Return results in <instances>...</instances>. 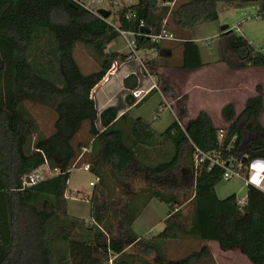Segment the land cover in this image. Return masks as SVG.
<instances>
[{"label": "trees", "instance_id": "trees-1", "mask_svg": "<svg viewBox=\"0 0 264 264\" xmlns=\"http://www.w3.org/2000/svg\"><path fill=\"white\" fill-rule=\"evenodd\" d=\"M87 1L0 0V264H216L211 241L264 264V191L248 184L243 203L236 194L220 199L216 192L227 167L246 176L252 161L264 159L260 87L238 117L233 104L222 109L230 123L222 141L205 111L183 125L187 110L180 104L176 120L160 134L116 107L99 112L93 95L113 65L127 59L107 50L119 30L154 35L164 27L180 40L181 67L199 69L200 50L188 34L218 21L220 3L256 6L264 18V0H177L172 8L137 0L106 8L107 19L95 13L103 8L82 6ZM136 40L138 50L161 44L146 36ZM79 46L97 71L82 73L75 58ZM218 48L219 61L232 69L264 67V51L235 29L220 35ZM146 64L158 65L157 57ZM124 85L136 89L137 76ZM172 91L164 81L163 96ZM154 93L138 101L128 94L126 105L139 108ZM27 103L50 109L49 132ZM85 163L99 179L82 196L91 205L88 221L68 213L66 197L71 170ZM45 165L63 173L24 185ZM153 199L167 205L169 214L162 230L141 237L133 225ZM178 247L183 254L171 257Z\"/></svg>", "mask_w": 264, "mask_h": 264}, {"label": "crops", "instance_id": "crops-1", "mask_svg": "<svg viewBox=\"0 0 264 264\" xmlns=\"http://www.w3.org/2000/svg\"><path fill=\"white\" fill-rule=\"evenodd\" d=\"M136 2L119 4L128 6ZM157 4L160 5L161 3L158 1ZM221 28L219 22L215 21L203 24L193 31L191 40L198 45L203 62V66L199 69L191 70L181 67L183 48L178 43L180 41L161 42L160 47L151 56L153 59L157 57L158 65L151 68L158 88H152L153 81L140 72L139 64L136 61L120 60L116 72L107 81L101 82L93 92L98 111L101 112L108 107H116L121 111L120 114L128 112L133 118L145 119L152 124L153 129L157 133L161 134L176 120V110L180 104H183L187 110V116L182 121L185 125L190 120L195 119L201 111H205L209 114L217 129L220 131L228 129L230 123L223 118L222 109L227 104H233L235 106V116L238 117L245 110L248 99L259 95L258 87L261 88L260 94L264 97V67H249L235 70L227 63L220 62L218 43L219 37L223 33ZM209 39L215 40L216 43V52L212 56L207 54V50L199 43L200 40L207 41ZM117 47L118 49L108 52L119 53L122 57L127 56L128 50L124 42L118 43ZM211 50L213 49L211 48ZM130 75L137 76V87L134 90L143 92L142 96L147 95L153 89L156 90V93L140 108H137L135 105H126V96L130 95L131 91H134L128 90L124 85V81ZM157 76L160 77L162 85L165 81L173 89L167 97H164L161 92L162 85L160 82L157 83ZM162 103H164L165 108L162 109L160 119L157 121L155 119V112ZM259 120L264 126V101L263 111ZM44 132L43 130L42 133L44 134ZM263 169V163L255 167V171L259 174L263 172ZM43 170L48 171V168L43 166L37 172L39 173ZM247 178L248 175L245 179L240 178L244 184H242L238 193L244 190V195L239 196L237 195L238 193H232L236 194L240 200H245L247 196V185L249 183ZM224 182L216 186V192L220 199H225L233 192L228 191L224 187L219 188ZM260 189L264 191V180ZM83 192V195H88L91 193V190L84 189ZM83 195H76L71 193V191L67 193L68 213L73 217L88 221L91 217V205L88 199L82 198ZM71 202L75 203L77 207L74 204L71 205ZM84 202L90 206L89 215L82 213L83 210H80L79 204ZM168 214L169 207L153 199L136 220L133 228L141 237L151 232L157 233L158 230H162L163 222L168 217ZM208 245L209 247H214L212 254L216 264H249L247 257L238 248L223 251L216 242H208ZM234 255H236L238 260H233ZM220 258L222 261H220Z\"/></svg>", "mask_w": 264, "mask_h": 264}, {"label": "rangeland", "instance_id": "rangeland-1", "mask_svg": "<svg viewBox=\"0 0 264 264\" xmlns=\"http://www.w3.org/2000/svg\"><path fill=\"white\" fill-rule=\"evenodd\" d=\"M136 1L137 0H101L99 2L92 4L90 2V0H88L86 2V4L92 8H95V9H97V8L98 9H100V8H103V9L107 8L108 9V8L114 7L113 4H116V3L129 4V3H134ZM218 12H219L218 22L220 24V27L228 26L232 29H235L237 34L246 38L256 50H260V51L263 50L264 51V18L263 17H253L251 19L245 20L246 13H250L252 16H256L258 14V9L256 6H247V7H244L241 9L240 7H234V6H229L225 3H220L218 5ZM239 24H241V26H239L237 28V26ZM192 34H193V32L191 34H188V36L193 37ZM120 42H124V41L122 40V38L119 37L116 40H114L107 47V50L111 52V51L118 49L117 44ZM199 43L205 50H207V54H209L211 56L213 54H215L214 53V52H216L215 40H211V39H209L207 41H201L200 40ZM211 48L213 50H211ZM151 56H152V54L150 55L149 59H147V58H145V59H147V61H149L151 59ZM75 58H76L77 62L79 63V65L81 67V71L83 74H90V73L98 70V65L94 61L93 57L85 50L84 47L79 46L77 48L76 53H75ZM150 71L152 72V69H150ZM26 108L30 111L31 115L36 119L38 124L39 125L41 124L40 126L46 132H49L50 128H51L50 121H52L51 120L52 118H49L52 115V112L50 111V109L43 107V106L41 107L39 105H32V104H28V103L26 104ZM183 125H185L184 122H183ZM88 129H89V127L87 125L84 126V128L82 129V133H80V134H83ZM244 136H245L246 140L251 138L250 134L247 131L244 132ZM81 138H83V137H81ZM33 144L34 143L32 141L31 146H33ZM37 174L42 175V177L45 178L49 173L47 170H43V171H40L39 173L37 172ZM91 182H97L96 177L93 174H91L90 172H85L82 169H74L71 172L70 180L68 182V190L71 191V193H73V194L83 195V193L85 192V191L83 192L84 189L92 191V187L90 186ZM242 184H244V183L240 178H233L231 180H228V181H225L224 183H222L219 186V188L224 187L228 191H233L229 194V195H231L232 193H238ZM0 189H1V187H0ZM244 192L245 191L243 190V192L238 193L237 195L243 196ZM73 204L75 207H77L75 205V203L71 202V205H73ZM76 204H78V203H76ZM79 205H80V210H83L82 213L87 214V215L90 214V206L88 204H86L84 202V203L79 204ZM179 247L175 248L173 251H171V253H170L171 257H177V256H181L183 254V250H180ZM211 248H212V251H211V253H212L214 251V247L212 246V247H210V249ZM236 259L238 260L236 255H234L233 260H236ZM220 261H222V259ZM247 262L249 264H252L249 261H247Z\"/></svg>", "mask_w": 264, "mask_h": 264}, {"label": "built area", "instance_id": "built-area-1", "mask_svg": "<svg viewBox=\"0 0 264 264\" xmlns=\"http://www.w3.org/2000/svg\"><path fill=\"white\" fill-rule=\"evenodd\" d=\"M101 0H90V2L92 4L99 2ZM159 1V3H161L160 5L163 6H168L170 8H172L177 0H172V1H167V0H157V2ZM116 7H118V4H115ZM85 8L91 9L90 6H88L87 4L82 5ZM96 15L100 16L98 14V11H95ZM101 17V16H100ZM253 17H261V14L258 12V14L256 16H252L250 13H246L245 15V20L251 19ZM241 24H239L237 26V28L240 26ZM141 27L143 28V24L141 23ZM120 33V38H122V40L124 41L126 48L128 50V54L126 56L127 60H134L139 64L140 67V72L144 74V76H147L150 78L151 81H153V86L152 88H158L156 82L154 81V77L152 72L150 71V66L148 64H146L147 59H149L150 55L153 54L154 52L157 51V47L153 48L151 50H138V43L136 40V36H146V38H148L149 40H151L152 42H154L155 44L161 43L163 41H180L178 38H176L173 34L167 32L164 27L162 28L161 32H159L158 34H149L146 32L143 33H139V34H135L133 32H127V31H122L119 30ZM147 58V59H145ZM119 64V62L115 63L112 67V69L109 71L108 75L104 78V81H107L115 72H116V68L117 65ZM155 82V83H154ZM131 94L138 100L142 99L144 96L143 92L141 91H131ZM225 137V132L224 131H220L218 133V138L220 141H222ZM87 149H84L83 152H86ZM204 158H206V156H203L201 161L204 160ZM261 163H263L264 165V159H256L254 161L251 162L248 172L246 174V176L248 175V184H252L258 188H261V184L264 180V169L262 170L263 172H261L260 174L258 172H256L254 169L256 166L260 165ZM48 168V176H46L45 178L49 177V176H53V175H58L61 172L60 169L55 168L53 170L50 169V167L48 165H45ZM76 169V168H74ZM73 169V170H74ZM78 169H82L85 172H90V165L85 163L83 164L80 168ZM72 171V170H71ZM246 176L242 175V173L240 172V170H237L233 165H231L230 167L226 168V174H225V181L231 180L233 178H246ZM255 177V178H254ZM44 177H42V175H38L37 172L31 174L30 176H28L25 179L24 185L27 186H31L33 184H36L37 182L43 180ZM99 179L96 178V181H98ZM96 182H91L90 186H94ZM66 197L67 194H66ZM241 203H243L245 200H240Z\"/></svg>", "mask_w": 264, "mask_h": 264}, {"label": "water", "instance_id": "water-1", "mask_svg": "<svg viewBox=\"0 0 264 264\" xmlns=\"http://www.w3.org/2000/svg\"><path fill=\"white\" fill-rule=\"evenodd\" d=\"M150 5L153 7L156 3L157 0H149ZM98 14L103 18V19H107L110 16V12L106 9H100L98 10ZM228 29V26H223L221 28V30L224 32ZM146 33H149V31L147 30Z\"/></svg>", "mask_w": 264, "mask_h": 264}, {"label": "bare ground", "instance_id": "bare-ground-1", "mask_svg": "<svg viewBox=\"0 0 264 264\" xmlns=\"http://www.w3.org/2000/svg\"><path fill=\"white\" fill-rule=\"evenodd\" d=\"M255 170V169H254Z\"/></svg>", "mask_w": 264, "mask_h": 264}]
</instances>
